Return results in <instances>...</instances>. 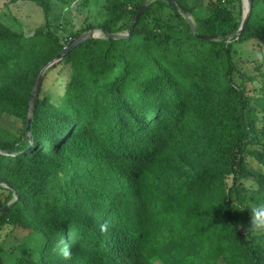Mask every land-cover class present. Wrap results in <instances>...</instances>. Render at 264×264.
Returning a JSON list of instances; mask_svg holds the SVG:
<instances>
[{
  "label": "trees",
  "instance_id": "trees-1",
  "mask_svg": "<svg viewBox=\"0 0 264 264\" xmlns=\"http://www.w3.org/2000/svg\"><path fill=\"white\" fill-rule=\"evenodd\" d=\"M11 1L34 2L45 24L26 35L0 17V121L19 126L0 128V263L264 264L249 210L264 204V85L249 88L237 55L264 48V0L234 37L242 0H153L131 32L149 0H107L104 37L44 73L29 131L38 74L79 34L52 29L53 0ZM62 64V92L43 93Z\"/></svg>",
  "mask_w": 264,
  "mask_h": 264
},
{
  "label": "rangeland",
  "instance_id": "rangeland-1",
  "mask_svg": "<svg viewBox=\"0 0 264 264\" xmlns=\"http://www.w3.org/2000/svg\"><path fill=\"white\" fill-rule=\"evenodd\" d=\"M234 1L237 3V0ZM242 2L243 9L246 11L247 0H242ZM106 5L107 0H68V2L53 0L52 29L63 38V41L70 40V37L75 34L81 36L90 32L94 34L95 38H103L105 32L100 25L107 19ZM210 13L208 6L197 9V14L202 17L208 16ZM0 17L14 30L26 35H31L45 24L42 9L31 1L0 0ZM188 18L194 24L193 17L189 16ZM90 26L96 27L88 30ZM237 55L245 59L244 63L239 65L240 70L246 72L248 76H257L258 82L253 85L249 84V88L259 89L264 85L261 78L264 74V48L254 43L238 46ZM257 68L259 69L257 70ZM68 77L69 66L67 64H62L49 71L43 84V93L56 97L62 92ZM237 79L239 80L238 77ZM251 94L253 102H255V98L259 94L256 91ZM260 112H262L261 109ZM18 127L17 122L10 116H4L0 121V128L6 133L17 134ZM249 182L254 185L253 181ZM16 245L17 241L13 238H9L5 243L8 250L14 249Z\"/></svg>",
  "mask_w": 264,
  "mask_h": 264
},
{
  "label": "water",
  "instance_id": "water-1",
  "mask_svg": "<svg viewBox=\"0 0 264 264\" xmlns=\"http://www.w3.org/2000/svg\"><path fill=\"white\" fill-rule=\"evenodd\" d=\"M153 0H149L148 2H146L145 4H143V6L139 9L137 15H136V18H135V21L133 22V24L131 25L130 27V32L132 31V29L134 28L139 16L142 14V12L144 11V9L146 8V6L148 5L149 2H151ZM172 4H174L175 6H179L178 3L175 1V0H169ZM183 12L185 13L186 16H190L189 15V12L185 9H182ZM250 10H251V0H247V4H246V11L244 13V19H243V22H242V26L241 28L233 34V37L234 36H237V35H240L242 33V31L244 30L245 26L247 25L248 21H249V16H250ZM104 30V29H103ZM130 32L128 35H130ZM110 34V33H108ZM116 37H125L124 34H118V35H115ZM95 38L94 34L93 33H87V34H84V35H81L79 36L78 38H76L69 46H67L65 48V50H63L56 58H54L52 61L48 62L43 68L42 70L40 71V73L38 74L36 80H35V83L33 85V88H32V92H31V97H30V111H29V118H28V126H27V131H29V128H30V123H31V114H32V104H33V101H34V97H35V93H36V90L38 88V85L45 73V71L51 67L52 65H54L55 63L59 62L60 60H62L72 49L76 48L77 46L87 42V41H90L91 39ZM206 39H212V38H208V37H204ZM9 206V205H8ZM6 206L1 212L0 214L8 207ZM1 264V263H0Z\"/></svg>",
  "mask_w": 264,
  "mask_h": 264
},
{
  "label": "clouds",
  "instance_id": "clouds-1",
  "mask_svg": "<svg viewBox=\"0 0 264 264\" xmlns=\"http://www.w3.org/2000/svg\"><path fill=\"white\" fill-rule=\"evenodd\" d=\"M246 187L254 188V185L251 182L246 184ZM252 216V227L256 230L264 231V204H258L251 207L250 209ZM12 231V226H5L0 232V235H5ZM65 257L69 255L67 251L64 252Z\"/></svg>",
  "mask_w": 264,
  "mask_h": 264
}]
</instances>
